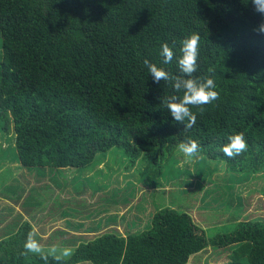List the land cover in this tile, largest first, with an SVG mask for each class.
Instances as JSON below:
<instances>
[{
	"label": "trees",
	"instance_id": "obj_1",
	"mask_svg": "<svg viewBox=\"0 0 264 264\" xmlns=\"http://www.w3.org/2000/svg\"><path fill=\"white\" fill-rule=\"evenodd\" d=\"M261 19L251 0H0V123L6 131L13 124L14 157L58 171L117 147L132 165L145 157L152 178L143 182L157 187L160 174L178 172V145L194 139L202 158L264 175V34L253 31ZM193 33L200 36L195 75L214 68L220 98L203 114L192 108L196 123L184 129L161 103L183 94L154 82L144 61L177 74L181 43ZM165 42L175 45L170 64L160 56ZM237 132L248 149L229 158L222 149ZM32 230L26 222L0 242V264H45L21 255ZM208 247L230 248L236 264H264V221L242 220L208 238L190 213L166 207L143 230L81 242L66 264H188Z\"/></svg>",
	"mask_w": 264,
	"mask_h": 264
},
{
	"label": "rangeland",
	"instance_id": "obj_2",
	"mask_svg": "<svg viewBox=\"0 0 264 264\" xmlns=\"http://www.w3.org/2000/svg\"><path fill=\"white\" fill-rule=\"evenodd\" d=\"M3 129L0 123V153L9 144L14 145L16 138L13 124L9 131ZM11 151L17 155L14 145L2 152V155L6 153L7 157L0 161V214L13 212L11 217L17 216L16 219L21 217L23 211L20 206L22 200L19 201L23 194L22 186L27 180H31L30 189L26 193L28 204L39 211L49 203L51 206L48 212L52 210L56 216L64 208L59 209L57 205L59 207L61 203L66 202V208H71V212L81 216L76 217V221L80 222L78 225H82V217L88 219L85 225L102 223L104 219L98 221L95 215L101 209L107 208L110 209L107 220L118 221L119 208H126L125 216L120 218H125L126 222L117 230L121 234L147 228L153 214L166 207L190 213L208 238L234 230L236 224L242 220L264 221V175L241 174L231 169L223 159L192 158L186 162L178 149L173 157L178 172L171 170V179L165 174H160L156 179L158 186L150 187L143 182L152 176L151 170L146 171L148 161L141 157L132 165V159L121 148L115 147L107 154L97 155L94 162L85 167L58 171L50 167H20L15 161L13 166L9 159ZM6 161H9L10 167H14L9 169L16 171L15 168H23L25 174H7L10 170L5 168ZM162 164L167 166L169 162L162 161ZM153 166L157 165L154 163L152 168ZM50 170L52 173L56 172V175L51 174ZM164 170L166 171L163 169V172ZM144 172L146 173L143 175ZM13 183L19 187L12 188L8 185ZM123 186L126 187L123 189ZM89 202L94 205L88 206ZM132 220L139 224L128 228L127 222ZM41 244L46 248L54 245L49 240H41ZM229 251L231 250L208 247L192 256L188 264H236L230 258ZM241 264L246 263L241 261Z\"/></svg>",
	"mask_w": 264,
	"mask_h": 264
},
{
	"label": "clouds",
	"instance_id": "obj_3",
	"mask_svg": "<svg viewBox=\"0 0 264 264\" xmlns=\"http://www.w3.org/2000/svg\"><path fill=\"white\" fill-rule=\"evenodd\" d=\"M251 4L253 11L262 18L261 22L253 28V31L257 34H264V0H251ZM199 42L200 36L196 33L182 41L181 56L178 59L179 72L177 74L158 67L147 59L144 61L154 82H167L175 92L183 94L182 97L177 95L165 97L161 103L164 104L175 122L184 125V129H190L196 123L197 116L192 111V108H197L200 114H203L205 105L212 104L220 98V93L216 90V83L213 78L215 74L214 68L210 67L207 70L210 75H195L198 70ZM174 47V44L172 47L166 42L162 44L160 56L163 58L164 64H170L173 61L175 57ZM178 148L185 157L186 162L192 158H202L200 156V144L194 139H187L181 142ZM247 149L248 143L245 139V134L237 132L228 137V143L224 145L222 151L225 156L235 158L246 152ZM36 235L35 229L28 233L23 245L24 250L21 252L22 256H27L31 253L38 255L45 264H48L50 257L56 264H66L74 254L75 250L70 247L52 245L46 248L36 239Z\"/></svg>",
	"mask_w": 264,
	"mask_h": 264
},
{
	"label": "crops",
	"instance_id": "obj_4",
	"mask_svg": "<svg viewBox=\"0 0 264 264\" xmlns=\"http://www.w3.org/2000/svg\"><path fill=\"white\" fill-rule=\"evenodd\" d=\"M14 145L9 144V146L5 147V149L11 148ZM5 149H3L0 153V161H3L7 157L6 153H4L2 155V152ZM9 159L11 160L12 165L14 164V161H15L18 166H20V167L22 166L21 163L18 162V160L14 157L13 151H11V153L9 155ZM6 164H7V166L5 168L10 170V173H8V171H7V174H10L12 176L16 175L15 172H18L20 175H21V172L23 174H25L23 168L18 167V168H15L17 170L14 171V170H11V169H14V167L9 166V161H6ZM13 166H15V165H13ZM9 168H11V169H9ZM64 169H66V168H64ZM2 172H3V170H2ZM49 172H51V174H53V175H56V172L52 173L51 170ZM7 174H6V177H7ZM34 178L36 179L37 176H35ZM34 178H33V180H35ZM30 181L31 180H27L26 184L22 186L23 194L19 200V201L22 200L20 206L23 208V211L21 212V217L19 219H16L17 216L11 217V214L13 212L0 214V228H1L0 229V242L3 241L4 239H7V238L11 237L12 235L16 234L19 231L20 227L24 223L28 222L31 224L33 229L36 230V233H37L36 239L38 241H40V243H41V240H45V241L49 240V241L53 242L54 245L61 246V247H71V248L75 249L81 242H87L89 240H92L95 237H97L98 235H100L106 231L118 232L117 230H120V228H119L120 225L123 226V222H126L124 220L125 218L120 220V218L122 216H125L126 208H124V209L122 208L123 210L122 209L119 210L120 218H118V221L117 220H114V221L107 220L108 219L107 216L109 214V211L104 212L103 210H101L100 213L95 215V219L98 221L104 219V221L102 223H98L96 225H91V226L85 225L86 223H88V219L86 217H82L84 221H81L82 225H78L80 222L76 221V217H81V216H79L76 213L71 212L70 211L71 208H66V204H67L66 202L61 203V205L59 207L57 205V208H59V209L62 207H64V208L62 211L58 212L56 216L53 215L52 210H50L48 212V210L50 209L49 207L51 206V205H49V203H46L41 210L37 211L34 206H32L31 204H28L26 202V193L29 191V189H30L29 186L31 185L29 183ZM8 185L12 186V188L19 187V185H16L14 183L12 185H10V184H8ZM125 187L123 186L121 188L124 189ZM0 193H1V191H0ZM13 201L16 202V200H13ZM32 204H34V203H32ZM93 205L94 204L90 203V202L88 204V206H93ZM11 209H12L11 211H13V208H11ZM72 221L74 223L70 224V222H72ZM137 224H139V223H136L133 220L130 222H127L128 228L136 226ZM62 225H64V226H62ZM127 234L125 233L123 235H127ZM228 249H230V248H228ZM228 249H225L224 251H227ZM229 252L231 254L232 250ZM194 255H196V254H194ZM194 255H192V256H194Z\"/></svg>",
	"mask_w": 264,
	"mask_h": 264
}]
</instances>
